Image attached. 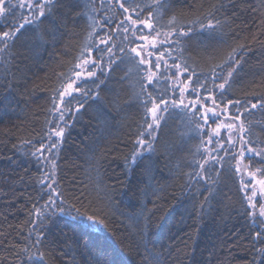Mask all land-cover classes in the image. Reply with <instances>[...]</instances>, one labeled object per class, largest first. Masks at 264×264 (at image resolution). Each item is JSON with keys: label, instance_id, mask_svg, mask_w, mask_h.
<instances>
[{"label": "trees", "instance_id": "trees-1", "mask_svg": "<svg viewBox=\"0 0 264 264\" xmlns=\"http://www.w3.org/2000/svg\"><path fill=\"white\" fill-rule=\"evenodd\" d=\"M115 2L51 0L43 22L26 26L0 52V264H40V253L43 264H264V237L256 236L264 227L249 215L236 154L213 152L222 161L210 159L200 169L208 130H197L190 114L171 107L161 113L154 151L144 152L132 169L126 166L146 129L145 108L139 58L130 52L136 45L129 43L130 32L117 27L126 14ZM129 3L140 6L143 19L151 13L161 32H175L172 43L156 53L170 51L167 63L187 68L182 78L191 89L205 84L212 90L213 77L227 79L215 93L218 103L240 101L247 145L264 149V0H127L125 6ZM14 12L1 17V31L12 30L11 23L26 14L18 6ZM103 36L108 44L98 48L114 46L113 62H105L99 50L101 68L65 99L67 123L46 159L36 149L59 121L53 99L58 104V92L77 71L82 53L98 50ZM176 87L162 63L148 91L171 99ZM53 160V188L64 201L56 203L64 214L58 207L44 208L51 179L39 181L45 173L52 176ZM36 208L48 218L37 217ZM77 208L104 219L106 230L73 220Z\"/></svg>", "mask_w": 264, "mask_h": 264}, {"label": "snow or ice", "instance_id": "snow-or-ice-1", "mask_svg": "<svg viewBox=\"0 0 264 264\" xmlns=\"http://www.w3.org/2000/svg\"><path fill=\"white\" fill-rule=\"evenodd\" d=\"M119 4V8L122 9L123 13L126 14L124 19L120 21V24L117 26L122 29L123 33H131L132 39L129 40L127 35L124 36L125 40H129V43L135 44L130 48V52L134 54L133 59L139 58L137 61V67L140 68L142 72V84H141V92L144 95V99L142 103L145 108V131L139 134V137L136 141V149L131 153L130 157L126 161V166L129 169H132L136 166L138 160L144 155V152L154 151L152 147V132L155 131L156 128L159 127L160 121L164 119L161 113H167L169 108H179L185 111V115L190 114V118L193 123L196 124L197 130L204 131L205 129L210 127V123L215 124L214 128H211V131H204V134L207 136V145H214L213 147H205V152L211 156L212 152H219L223 150L226 155L230 154L229 149L234 148L236 146V141L233 139L234 133L239 137V158H245V154L247 153V158L252 159L253 157H260L264 160V149L257 151L253 147H245L249 143L245 139L244 133L245 128L243 123L237 124L235 121L240 120V107L241 102L235 101L233 103L231 100L228 101L227 106L225 108H221L220 103H218L215 95L211 90L206 88L205 84H200L198 88L191 89V93L194 94L195 98L193 100H189L188 103H185V93L189 92V84L181 82L182 86H177L173 89V97L171 99H165L162 95L153 96L151 91H148V86L153 85L154 77L157 76V72H159L161 68V64L163 63L165 67H167V61L164 59L165 55H171V52H160L159 55L154 57V53L160 51V48H163L166 44L171 42L170 36L172 34H164V39H160L162 33L161 31L154 25V22L151 20V13H149L148 19H143L141 17L142 9L138 11L139 5L136 7H132L129 3V6H125L127 0H117ZM51 0H27V3H21L18 5L20 8H26L28 10V15L21 16L22 22L20 23H11V31H0V52H6L9 49L10 43H14L15 39L18 37V34L22 33V30L25 29L26 26H30L34 21L43 22L45 17L46 10H49V5ZM131 13V14H129ZM14 6L7 3L6 0H0V17H8L13 16ZM31 17L29 19L28 17ZM170 24H174V19L169 21ZM2 27V25H0ZM211 27V25H209ZM180 35H186V33L181 32ZM111 39V37H109ZM101 44H108L107 40H101ZM159 44V48H158ZM98 50V46H95ZM114 46H109L106 51L109 54V61H112V52ZM92 47H88L85 50V53H82V64H76L75 67L83 69L87 72L88 77H93L96 75L94 71H88V66L91 64L92 67H98L95 61H90V59H85L83 56L85 54H91ZM121 52H124L125 49L123 47L120 48ZM144 66V67H141ZM175 67H179V65H174ZM155 69L156 71H153ZM187 71V68L184 69ZM74 75L77 79L82 76L81 71H75ZM229 77L231 76V72H229ZM191 79L190 77L188 78ZM146 81V83L144 82ZM227 79L224 80V83L218 85L219 89L223 90L225 88V84L227 83ZM76 83L75 80L67 83V87H64L62 91L58 92L60 104H64L65 96L72 97L73 92H80L79 87H74ZM63 87V86H62ZM179 92V99L175 98V93ZM88 92H85L84 95H88ZM223 95V93H221ZM54 112L59 113V121L64 120V112L61 111L60 104L56 103V99H53ZM150 105V106H149ZM83 105H80L82 107ZM260 106L264 108V102H261ZM227 107L235 108V112L228 113ZM257 107L256 103L251 104V108L255 109ZM79 111V107L76 109ZM234 117V120L232 119ZM59 121L52 128V133L56 137H61L63 135V128L60 127ZM202 121V123H201ZM59 129V130H57ZM223 130V135H222ZM51 136L49 139L51 140ZM225 143L228 145V148L225 147ZM204 144V141H202ZM56 143H52L50 147H48L47 151L51 152L53 148H56ZM45 149V145L41 143L40 148L36 149V152H40L43 155V150ZM35 156L36 153L34 152ZM235 159L236 157L233 156ZM211 159L216 163H220L223 157L211 156ZM240 159L237 160V165L240 163ZM208 160L205 159L204 163H207ZM52 163V176L49 177L47 173H45L44 177L40 179V183H44L45 180L51 179V183H48L46 187L51 190V194L48 197V201L44 205V208L48 207H58L61 214H64V209L57 205L56 200L60 199V203L63 204L64 201L62 199V193L58 192L56 188H53V184H56L55 177V160L51 161ZM204 163L197 162V166L200 169H204ZM236 172L239 173V166L236 167ZM257 171L261 172V175L264 176V170L257 169ZM250 175L255 178V173H250ZM252 181H248L244 183L245 188L248 183ZM255 183L259 184L262 189H264V179L256 180ZM83 195V193L81 194ZM256 196V192L253 191L251 196L247 197L248 199V207H249V215L253 217V223H259L260 226L264 227V203L258 205L257 202H253L252 198ZM55 197V198H54ZM258 207V212L256 211ZM77 215L73 216V220H83L85 221L90 228H102L106 230V224L104 219L97 218L95 215H84L80 213V210L76 209ZM35 213L37 217H44V211L41 208H36ZM70 215V213H69ZM257 237H264V232L257 231ZM42 239V234L37 235L36 244H40ZM32 259V257H29ZM37 259L40 261V264H43V254L40 253L37 256ZM108 264H124L123 261L114 262L109 261Z\"/></svg>", "mask_w": 264, "mask_h": 264}, {"label": "rangeland", "instance_id": "rangeland-1", "mask_svg": "<svg viewBox=\"0 0 264 264\" xmlns=\"http://www.w3.org/2000/svg\"><path fill=\"white\" fill-rule=\"evenodd\" d=\"M6 2L7 3H10V5H12V6H18L21 3H25L26 4L27 3V0H6ZM115 3L119 6L117 0H116ZM24 10L26 11V14L24 16H27L28 15V10L26 8H24ZM28 18L31 19L30 16ZM0 25H2V23H1V17H0ZM5 31H11V30L6 29ZM161 33H162V35L160 37L161 40L164 39V34L165 33L171 34V32H161ZM101 40H107L108 41V38L105 37V36L101 37L99 39V41H98V44H97L98 47L100 45L101 46H105V44H101L100 43ZM171 43H172V41L169 44H171ZM169 44H167V45H169ZM158 46H159V44H158ZM96 51H93L90 54V56H88V57L85 58V59H90V61H95V63L98 65V67H92L91 64L88 66V69L87 70L88 71H94L95 73H97V71L103 65V62H102L101 56H100V52H99V50H96ZM165 51L167 52V50H165ZM156 55H159V54H157L155 52L154 53V57ZM103 58H104L105 62L108 63L109 54L106 51L104 52ZM164 59H166V61L168 60L166 57ZM79 64H82V61ZM174 65L175 64L167 63V67H166V69L168 70V72H169V74L171 76L172 83L175 82L176 83V86H182L181 82L188 83V80L187 79H183L182 78V75L184 74V70L182 68H180V67H175ZM77 71H81L82 72V76L79 79H77L75 77V75L73 74L72 77H71V79L67 82V83H70V82H72V80H75L76 83L74 84V87H76V85L80 81H82V80H84L86 78H89L87 76V72L83 69V67L80 68V69H77ZM213 78L216 79V80H215V83H214L213 88H212L211 91L215 95V93L217 91H220L218 85L221 84L222 82H219L220 81V77L218 75L216 76V78L215 77H213ZM67 83H66V85L64 87H67ZM189 89L191 91L190 85H189ZM188 93L189 92H186L185 93V103H188L189 100H193L195 98V96L192 97ZM66 98H67V96H65V99ZM58 104H60V100H59ZM220 106H221V108H225L227 106V104H225V105H221L220 104ZM60 108H61V111H63L65 113L62 104H60ZM227 112L230 113L228 111V107H227ZM232 119L234 120V117H232ZM65 122L67 123L66 118H64L63 121H59L60 127L63 128V131H64V126L66 125ZM235 122L237 124L242 123L241 122V119L239 121H235ZM209 123H210V127L207 128L208 132L211 131V128H214L216 126L215 124H212L211 122H209ZM51 130H52V128L49 129L48 135H47V139L45 141V145H47L48 147H50L52 143H55V142H53L54 139H56V144H58L59 141H60V139H61L60 137H56L52 133ZM57 130H59V129H57ZM153 133H154V131L152 132V136H153ZM222 135H223V130H222ZM49 136L52 137L51 140L49 139ZM233 139L236 141V146L234 148L229 149V151H233L236 154L235 168L237 166H239V168H240V171H239L238 175H239V178H240V185H241V188H242L243 192L245 193L246 199H247V197L251 196V194H252L253 191H255L256 192V196L252 198L253 202H257L258 205L261 204V203H264V189H262L259 184L255 183L256 180L264 179V176L261 175V172L257 171V169L264 170V164L261 163V162H263V160L260 157H253L252 159H248L247 158V155H248L247 153L245 154V158L240 159L239 158V148H240L239 137L236 136L235 133H234ZM206 141H207V138H206ZM213 146L214 145H207V144L205 145V147H213ZM225 147L228 148V145L226 143H225ZM245 147H249V146L248 145H245ZM47 149L48 148H46L44 150L43 156L46 159H49V151H47ZM205 155H206L205 159L210 160L211 159V156H213V152L211 153V156H209L206 152H205ZM238 159H240L239 165H237V160ZM204 162H205V160H204ZM250 173H255V178L254 179L250 175ZM248 181H252V182L251 183H248L247 184V187L245 188L244 183L245 182H248ZM247 203H248V199H247ZM256 211L258 212V207H257V210Z\"/></svg>", "mask_w": 264, "mask_h": 264}, {"label": "bare ground", "instance_id": "bare-ground-1", "mask_svg": "<svg viewBox=\"0 0 264 264\" xmlns=\"http://www.w3.org/2000/svg\"><path fill=\"white\" fill-rule=\"evenodd\" d=\"M137 146V145H136ZM248 204V203H247Z\"/></svg>", "mask_w": 264, "mask_h": 264}]
</instances>
